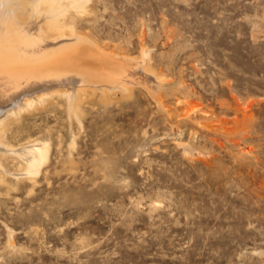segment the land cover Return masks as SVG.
Instances as JSON below:
<instances>
[{
    "label": "rangeland",
    "instance_id": "obj_1",
    "mask_svg": "<svg viewBox=\"0 0 264 264\" xmlns=\"http://www.w3.org/2000/svg\"><path fill=\"white\" fill-rule=\"evenodd\" d=\"M88 4L75 28L154 86L4 116L0 264H264V0Z\"/></svg>",
    "mask_w": 264,
    "mask_h": 264
},
{
    "label": "bare ground",
    "instance_id": "obj_2",
    "mask_svg": "<svg viewBox=\"0 0 264 264\" xmlns=\"http://www.w3.org/2000/svg\"><path fill=\"white\" fill-rule=\"evenodd\" d=\"M88 3L0 0V134L6 129L4 116L29 109L55 94L72 98L90 89L111 94L115 88L129 91L134 82L154 84L155 75L144 59L129 63L127 58L105 52L89 34L75 28V14L88 13ZM72 111L76 112L74 106ZM0 148L10 147L0 143ZM19 154L26 162L24 171L35 175L48 159L49 146L35 142Z\"/></svg>",
    "mask_w": 264,
    "mask_h": 264
}]
</instances>
